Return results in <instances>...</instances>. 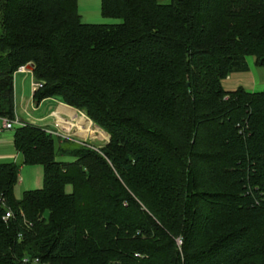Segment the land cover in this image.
<instances>
[{
  "label": "trees",
  "instance_id": "16d2710c",
  "mask_svg": "<svg viewBox=\"0 0 264 264\" xmlns=\"http://www.w3.org/2000/svg\"><path fill=\"white\" fill-rule=\"evenodd\" d=\"M101 15L121 22L82 23L77 0H0V118H16L26 67L36 104L109 136L92 150L14 129L0 264H264V89L222 87L247 57L264 67V0H101ZM23 165L43 185L16 199Z\"/></svg>",
  "mask_w": 264,
  "mask_h": 264
},
{
  "label": "rangeland",
  "instance_id": "374dc122",
  "mask_svg": "<svg viewBox=\"0 0 264 264\" xmlns=\"http://www.w3.org/2000/svg\"><path fill=\"white\" fill-rule=\"evenodd\" d=\"M161 4L169 3V0H157ZM77 11L80 16L81 22L85 24H92V25H115L119 24L121 21L117 19H107L103 18L101 15V0H77ZM247 64L250 67L251 72L249 73H237L229 75L225 80L222 82V87L226 91H234L237 88L241 87L246 91L249 92H261L264 89V67H257L254 66V58L247 57L246 58ZM30 71V69H27ZM31 72V71H30ZM17 89L19 85V78L15 79ZM24 95L28 97L30 95V80L26 79ZM40 89V88H38ZM37 89V90H38ZM36 91V90H35ZM60 107V106H59ZM63 107V106H61ZM68 107V106H65ZM71 110V115L75 118L74 113L76 114V121L74 122L71 116L66 113L65 117H68V122L70 124H76L74 127H70L67 130V126H61V129L58 127V131L47 130L49 132H54L57 135H52L58 140L67 141L68 143L65 144V147H68L71 144V147H85L92 150H99L106 146L109 143V136L93 122L85 116L84 113L79 112L71 107H68ZM61 110V109H60ZM66 122V123H68ZM55 124V123H54ZM83 124V126H81ZM85 126V127H84ZM58 161H66L70 162L73 158L64 157L60 158L57 157ZM66 191H70V187L66 188Z\"/></svg>",
  "mask_w": 264,
  "mask_h": 264
},
{
  "label": "crops",
  "instance_id": "0c3cea01",
  "mask_svg": "<svg viewBox=\"0 0 264 264\" xmlns=\"http://www.w3.org/2000/svg\"><path fill=\"white\" fill-rule=\"evenodd\" d=\"M255 63V60H254ZM254 66H256L254 64ZM249 72H251L250 67ZM250 74V73H249ZM19 78V85H17L15 79ZM30 80V95L26 97L24 95L25 81ZM32 73H15L13 85H14V105H15V116L21 123H29L42 127L46 130H55L57 127L61 129V126H67V130L70 127H74L76 124H70L65 117L66 113H70L68 116L73 115L66 105L54 100L45 99L39 104H36L33 100L34 90L32 88ZM249 92V91H247ZM254 93V92H251ZM60 106V107H59ZM63 106V107H61ZM61 109V110H60ZM75 118L72 120L76 121ZM68 122V123H66ZM55 123V124H54ZM61 125V126H60ZM14 131H3L0 132V163H16L21 165L22 159L19 153L14 149L13 145ZM63 162V161H61ZM66 162V161H64ZM43 185V167L42 166H21L18 175V182L14 188V196L16 199H20L24 192L34 191L41 189Z\"/></svg>",
  "mask_w": 264,
  "mask_h": 264
},
{
  "label": "built area",
  "instance_id": "2783aa9c",
  "mask_svg": "<svg viewBox=\"0 0 264 264\" xmlns=\"http://www.w3.org/2000/svg\"><path fill=\"white\" fill-rule=\"evenodd\" d=\"M30 71H27V68L26 67H20L16 73H29ZM32 88L33 90H37L38 88H41V85L37 82H32ZM22 126V123L17 119H13V120H9V119H6V118H0V132H3V131H11L16 128V127H20ZM47 133H49L50 135H57L56 133L54 132H49L47 131ZM11 217V214L9 212H7L3 218L4 221H6L7 219H9ZM24 263H27V260H24L23 261ZM33 264H41L39 260H35L33 262Z\"/></svg>",
  "mask_w": 264,
  "mask_h": 264
},
{
  "label": "bare ground",
  "instance_id": "6f19581e",
  "mask_svg": "<svg viewBox=\"0 0 264 264\" xmlns=\"http://www.w3.org/2000/svg\"><path fill=\"white\" fill-rule=\"evenodd\" d=\"M81 126H83V124H82ZM84 127H85V126H84Z\"/></svg>",
  "mask_w": 264,
  "mask_h": 264
},
{
  "label": "water",
  "instance_id": "95a60500",
  "mask_svg": "<svg viewBox=\"0 0 264 264\" xmlns=\"http://www.w3.org/2000/svg\"><path fill=\"white\" fill-rule=\"evenodd\" d=\"M72 109H70V111H71Z\"/></svg>",
  "mask_w": 264,
  "mask_h": 264
}]
</instances>
